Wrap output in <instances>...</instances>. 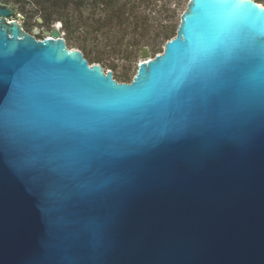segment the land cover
I'll list each match as a JSON object with an SVG mask.
<instances>
[{
  "label": "water",
  "instance_id": "95a60500",
  "mask_svg": "<svg viewBox=\"0 0 264 264\" xmlns=\"http://www.w3.org/2000/svg\"><path fill=\"white\" fill-rule=\"evenodd\" d=\"M16 13L0 0V264H264V6L190 0L132 83Z\"/></svg>",
  "mask_w": 264,
  "mask_h": 264
},
{
  "label": "trees",
  "instance_id": "16d2710c",
  "mask_svg": "<svg viewBox=\"0 0 264 264\" xmlns=\"http://www.w3.org/2000/svg\"><path fill=\"white\" fill-rule=\"evenodd\" d=\"M30 19L41 18L48 27L57 22L63 24L67 40L78 39L79 49L85 58L94 54L100 63L107 56L108 48L128 43L126 57L132 59L135 52H142L148 42L155 45L170 40L177 26L169 23L154 27L153 14L160 8L167 21L178 16V5L166 0H6ZM93 41L105 50L90 51L87 43Z\"/></svg>",
  "mask_w": 264,
  "mask_h": 264
},
{
  "label": "rangeland",
  "instance_id": "374dc122",
  "mask_svg": "<svg viewBox=\"0 0 264 264\" xmlns=\"http://www.w3.org/2000/svg\"><path fill=\"white\" fill-rule=\"evenodd\" d=\"M1 1L7 3L6 0H1ZM254 1L264 6V0H254ZM166 2H170V4H172L173 6L175 5L179 6L178 16L175 20L171 22L167 21L165 19L166 18L165 15L160 12V8H157L155 13L153 14V16H155V18L157 19L156 21H154V27L157 28L161 25L172 23L175 24L178 28L181 22V16L187 10L190 0H166ZM12 6L15 7L14 5ZM15 9L17 13L16 16L13 17L12 19L18 20L26 29V31L32 36L37 37L38 39H45L46 31L51 32V27L53 25L51 27H48L46 24H44L43 21H40L41 18L37 17L36 19H30L27 17L26 14L20 12L16 7ZM24 18H26V20ZM176 35L177 32L170 40L174 39ZM64 37L67 41V46L69 47V49L80 50L77 37L73 41L67 40L66 33ZM170 40L163 41L158 45H155L153 42L149 41L147 43L148 46H146L149 49V54H150L149 58L154 59L157 55L162 54L164 52L166 43ZM87 45L89 50L95 53L98 50H105L104 46L101 45L100 47H97L96 43H94L93 41H89ZM112 48H114L113 50L115 51H112L111 48H108L106 50L108 52L107 56L100 63L96 62V60L94 59V54L92 55L90 54V56L88 55V59L87 58L86 59L89 61L90 65L101 64L105 72L112 71L114 74V78L119 83H132L135 76L137 75L139 64L143 60L141 56V52H137V50L133 49V52L136 51L135 55L134 57H132V59H128L125 54V50L129 48L127 42H125L124 45L122 46L112 47ZM129 51H132V49L129 48Z\"/></svg>",
  "mask_w": 264,
  "mask_h": 264
},
{
  "label": "snow or ice",
  "instance_id": "6c2138e0",
  "mask_svg": "<svg viewBox=\"0 0 264 264\" xmlns=\"http://www.w3.org/2000/svg\"><path fill=\"white\" fill-rule=\"evenodd\" d=\"M17 82H18V86L23 83V79L20 75L17 76ZM213 144H214V139L207 140L205 143V146H204V150H208ZM117 180L123 181L124 183H130L131 182L130 179L125 178V177H121V176L108 177L103 181L101 186H99L98 188L95 189L96 193L100 196L106 195L108 192L106 186L113 185L114 183H116ZM89 190H91V189H89ZM92 227L98 235L102 231V225H100V224H94V225H92Z\"/></svg>",
  "mask_w": 264,
  "mask_h": 264
},
{
  "label": "flooded vegetation",
  "instance_id": "af4514ba",
  "mask_svg": "<svg viewBox=\"0 0 264 264\" xmlns=\"http://www.w3.org/2000/svg\"><path fill=\"white\" fill-rule=\"evenodd\" d=\"M25 20H26V18H24ZM38 23H39V21H38ZM21 26H22V29H23V31L24 32H26V33H28L27 31H26V29L23 27V25L21 24ZM44 31V30H43ZM29 34V33H28ZM31 35V34H30ZM37 40H43V39H38L37 37H35Z\"/></svg>",
  "mask_w": 264,
  "mask_h": 264
}]
</instances>
